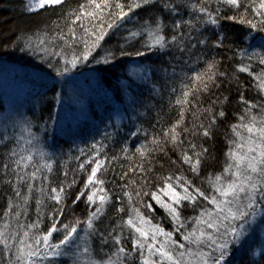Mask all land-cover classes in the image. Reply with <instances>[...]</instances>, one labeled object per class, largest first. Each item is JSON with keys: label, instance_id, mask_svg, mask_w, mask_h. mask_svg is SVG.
Wrapping results in <instances>:
<instances>
[{"label": "trees", "instance_id": "trees-1", "mask_svg": "<svg viewBox=\"0 0 264 264\" xmlns=\"http://www.w3.org/2000/svg\"><path fill=\"white\" fill-rule=\"evenodd\" d=\"M100 2V0H97ZM114 4L116 0H111ZM128 4L130 0H120ZM180 5V12L177 14H168L159 3L155 5L144 6L135 9L123 21H118V27L108 30V35L104 41H101V47L95 49L93 57L100 59L104 57L107 50L117 51L123 47L126 51L135 52L137 50L146 51L142 46L147 40V35L137 37L130 43H126L125 38L129 30H137L145 20H154L157 15H163L166 24H170L173 19H194L197 15L203 18L202 13L193 10L190 5L200 3L201 0H175ZM248 8L249 19H259L255 17L254 4L258 0H242ZM89 0H65L63 5L48 6L43 10L31 13L26 10L24 0H0V77L11 75L17 79H23L30 83L28 90L34 92L30 97L24 96L12 100L0 95V227L5 224L10 225V231L27 230L26 225L35 222L38 218L36 200L40 199L38 189L41 184V175L47 176L51 181L52 187H59L67 180L69 183L75 177L77 183L73 185L71 196L67 201L66 218L64 222L79 217L81 220L87 219L89 210H94V205L81 198L78 203L72 201L77 198V194L84 188V182L94 166V162L85 163L90 156H94L92 145L102 147L99 159L104 160L105 167L97 173L99 179H103V187L112 194V201L106 207L105 215L96 222V228L104 232L105 235L112 228L117 226L118 221L127 218V198L125 201V212L119 213L117 209L121 204V185L135 179L139 184V176H133L129 172L128 177L120 179L123 172H128L131 167L143 166L147 173L148 184L144 191H157V187L163 188L164 184L160 177L171 175L173 178L180 176L187 178L196 187H199L206 195L212 194V189L208 184L209 174L215 175L222 173L224 167L229 162L226 155L230 147V141H238L235 136L232 125L241 123L239 117L245 115V123L248 118L244 112L245 105L240 101V93H243L244 99L259 103L264 100V91H261L258 82L249 73L240 72L237 65L245 63L251 65V72L259 74L262 67L259 60L253 57L247 60L238 54L239 49H244L246 53L264 51V45L260 39L264 38V33L249 29L247 25L240 24L232 20H220V25H197L200 32L193 30L192 35L210 37L208 47L197 45L195 49L182 51L176 46L168 49L148 53L147 57L124 56L119 57L110 64H97L92 57L88 61L78 65L69 73L63 76H57L55 68H61L63 59L59 55H45L39 52L35 45L40 39H45L46 43L55 47L57 51L64 46V41L53 39L58 31L67 34L69 27H75L77 40L74 48L79 51L83 45L79 42V37L83 35V29L80 27V21L71 24L68 21L70 11L80 10L81 5L87 6ZM206 6L211 9L216 8L215 0H205ZM88 10H91L89 7ZM243 8L240 12H243ZM116 11L115 8L112 9ZM221 14L223 16L237 15V11L231 6L221 5ZM74 19V17H72ZM104 19L110 20L108 12L105 11ZM99 23L98 20H92L91 24ZM84 27H90L89 19L83 21ZM98 30V29H94ZM48 33V37L44 36ZM220 33L225 34L224 46L215 47L213 41ZM165 34L169 37L173 35L170 27L165 29ZM202 34V35H201ZM254 37V39H253ZM31 39L34 47L32 49L24 47L23 40ZM19 43V46L17 44ZM192 43H196L193 39ZM203 56L199 63H194L197 57ZM220 60V70L225 71L228 79L217 78L220 87L214 86L208 92H200L198 97L189 96L188 105H178L176 100L183 99L182 83H190L184 76V73L191 75V69H202L205 67L204 60L212 57ZM50 61L54 68L48 67ZM141 68L149 70V78L142 79ZM173 69L175 70L173 72ZM233 76L237 79L233 80ZM231 81V83L229 82ZM175 89V91H173ZM59 93V95H57ZM227 97L225 101L224 98ZM211 108V112L205 109ZM226 113L223 118H217L215 125L211 127V137H204L202 129L199 127L209 126L211 115H215L220 110ZM183 110V121L176 131L180 133V143L173 146L171 143H164V132L171 128L181 118ZM49 112L53 119L48 121V131L46 134L41 132V125L48 120ZM253 112L259 114L260 109H253ZM42 117V119H38ZM32 121V131L40 136L38 143L34 142L29 147L43 148L52 153L49 162L52 164V171L49 173L41 168L40 174L33 183L32 198L27 205L23 206L19 218L14 214L6 216L10 202L15 205L20 203L19 198L15 197L14 189L16 181L12 169L15 167L14 161L19 157H10L11 150L19 152L23 146V141L17 143L18 137L25 135L21 131L20 123L25 119ZM141 131L137 136H131L130 133ZM184 129H188L187 132ZM193 131L197 134L193 135ZM242 135L247 136L245 130L238 128ZM105 133L108 134L105 137ZM158 136L164 144V151H157L150 154L148 159L142 158L135 149L145 140L151 141L153 136ZM8 139L5 140L4 137ZM99 142V144L97 143ZM191 144H195V151H200L201 147L208 149L206 156L202 157L198 174H194L188 164L184 163L181 156L182 152L187 151L188 155H193ZM127 144L129 149L128 156H125L122 149ZM151 146V145H149ZM80 149H84L85 155H81ZM27 155V153H20ZM33 162L29 164L26 171L35 170L33 164L40 166L42 161L37 152L33 151ZM112 157L117 159L112 160ZM47 159V158H46ZM9 165L7 174L4 164ZM84 163V170L79 169V165ZM65 172L68 173L65 177ZM11 181V183H8ZM47 186V181H44ZM175 186V184H174ZM21 194L27 193V181L21 182ZM181 189L177 188V191ZM134 191V190H133ZM147 202L150 197L143 198ZM135 202V201H134ZM155 209L152 215L153 223H160L166 230L172 231L175 225L170 222L165 212L154 201ZM137 207L147 216L149 211L137 203ZM56 207L55 202L45 200L41 205L40 230L46 231L51 226V212ZM214 206L210 200L198 198L196 204L184 202L181 209V215L185 218L186 228L181 231L190 230L195 226L192 217L199 216L202 208L212 209ZM21 211L13 207V213ZM17 224L21 227L17 228ZM83 227V225L81 226ZM119 231V229H117ZM80 235L84 233L78 229ZM122 243L128 249H131L129 230L125 227ZM175 238L181 243L183 237L176 233ZM54 239H58L54 234ZM89 246L93 249L92 259L106 260L108 256L115 251L111 240L107 245H100L98 236H94L89 241ZM102 249V250H101ZM259 249V251H257ZM195 251V249H193ZM15 248H13V253ZM9 253L3 250L0 245V264H6ZM14 258V256H13ZM88 257H84L87 259ZM233 264H264V245L258 243L253 245L234 246L231 257ZM49 260H55L58 264H72V255L48 257L43 264H48ZM140 264L137 253H132L128 257L129 262Z\"/></svg>", "mask_w": 264, "mask_h": 264}, {"label": "snow or ice", "instance_id": "snow-or-ice-1", "mask_svg": "<svg viewBox=\"0 0 264 264\" xmlns=\"http://www.w3.org/2000/svg\"><path fill=\"white\" fill-rule=\"evenodd\" d=\"M64 3L65 0H28L26 10L34 13L48 6L63 5ZM157 3L173 16L181 10L180 5L175 0H130L128 4L122 3L120 0H116L114 4L111 0H100V2L89 0V4L87 6L81 5L78 12L73 10L68 13V21L71 24H76L77 21L81 22L80 27L83 29V35L79 37V42L83 45L82 49L77 51L74 48L77 43V40L73 39L77 36L75 27H69L67 34L60 31L56 33L53 39L64 41V46L59 51L55 47L49 46L45 39H40L35 47L45 55H59L63 59L61 68H55L56 75L63 76L65 73L76 69L78 65L88 61L90 57L97 64H110L119 57L133 55L147 57L150 52L161 51L171 46H176L182 51L195 49L197 45L208 47L210 37L203 36L201 38L200 35L193 37L192 32L193 30L200 32L197 25L201 27L205 25L219 26L221 19L238 20L240 24L247 25L249 29L264 33V0H258V4L253 5L255 17H259L258 20L248 18V8L242 0H215L217 5L215 9L206 6L205 0H201L200 3L191 4L190 7L198 13H202L203 18L197 15L194 19H184L181 16L179 19H173L170 24H166L163 15H157L154 20H145L137 30H129V34L125 38L126 43H130L137 37L147 35V40L142 45L146 51L129 52L121 47L117 51L107 50L104 57L100 59L93 57L95 49L101 47V41H104L108 35V30L118 27V21H123L135 9ZM221 5L231 6L237 11V15L223 16ZM89 7L91 10H88ZM113 8L116 9L115 12L112 11ZM241 8L244 9L243 12H240ZM105 11L111 17L110 20L104 19ZM85 18L89 19L90 24L92 20H98L99 23L84 27ZM168 27L174 33L170 39L165 34V29ZM44 36L47 38L48 33L44 32ZM193 39L196 40V43H192ZM224 39L225 34L220 33L212 43L217 48L223 47ZM22 43L24 47L20 48L21 51H24L25 48L32 49L34 47L31 39L23 40ZM238 54L242 60L246 57L250 61L256 57L260 65L264 66V51L248 54L244 49H239ZM202 58L203 56L197 57L194 63H199ZM47 63L49 68H54L50 61ZM204 64L205 67L202 69H191L190 76L184 73L185 78L190 83H182L183 99L178 98L176 104L188 105L190 103L189 96L198 97L200 92L206 93L213 86L218 89L220 87L217 82L218 77L224 80L228 79L227 73L220 70V60L214 56L211 59H205ZM236 67L238 71L252 75L258 82L257 87L264 91V67L259 74L251 72V65L243 62ZM138 71L142 74V79L149 78L148 69L141 68ZM232 79L235 80L237 77L233 76ZM229 82L231 83V81ZM224 100L226 101L227 97ZM240 101L245 105L244 112L248 122L245 123V115H241L239 117L241 123L231 126L238 141L229 142L234 147H230L226 154L229 162L224 167L223 172L215 175L209 174L207 181L212 189L211 195H206L187 178L180 176L173 178L171 175L159 178L164 184L163 188L157 187V191H144L148 184L145 169L142 165L131 167L128 172L121 174L120 179L124 180L131 172L133 176H139L140 182L138 184L135 179H132L120 186L121 204L117 209L119 213L125 212L124 198L126 197L127 218L118 221L117 226L105 235L104 232L96 228V222L105 215L106 207L112 201V194L103 187L105 181L99 179L97 173L105 167L104 161L108 157L105 156L104 160L99 159L102 147H97L94 144L92 145L94 156H90L85 161L89 164L94 162V166L84 182V188L72 201L73 204H76L81 198H86L88 203L95 206L94 210H89L85 220H81L73 214L72 220L64 222L63 218H66L68 207L67 201L71 196L70 190L77 181L73 177L70 183L65 180L59 187H52L48 177L41 175V184L38 189L40 199L36 200L37 220L26 225L27 230L23 233L10 231L9 224L0 227V245H3V250L9 253L6 264H43V261L48 257H59L69 253L72 255V264H126L132 253L138 254L140 264H233L231 257L234 246H243L251 224L255 222L258 214H264V100L253 103L245 100L241 92ZM256 108L260 109L259 114L253 112V109ZM205 111L211 112V108L205 109ZM225 116L226 113L222 109L215 115H211L208 127L199 126L202 129V135L211 137V127L215 125L217 118ZM38 119H42V117ZM52 119L51 112H49L48 120L41 125L42 133H47L48 121ZM182 121L183 110L180 120L164 132V143H171L173 146L183 143L180 140V133L176 131ZM20 127L25 135L19 136L17 143L23 141V146L19 148V152L15 149L11 150L10 157H19L14 161L15 167L12 171L16 181L15 197L19 198L21 202L15 205L10 202L8 211L5 213L6 216L14 214L17 218L24 210L23 206L27 205L29 199L32 198V182L37 179L41 168L46 169L49 173L52 171V164L49 162L52 153L43 148L29 147L40 140V136L32 131V121L25 118L20 123ZM238 128L245 130L247 136L237 131ZM140 131L141 128L138 127L130 135L137 136ZM184 131L187 132L188 129H184ZM192 134L196 135L197 133L193 131ZM107 136L108 134L105 133V137ZM4 139L7 140L8 137L5 136ZM97 143L99 144V142ZM190 147L194 150L193 155L190 156L187 151H184L181 158L184 163L189 165L194 174H198L202 157L206 156L208 149L201 147L200 151H195L196 145L191 143ZM33 151L38 153L42 163L39 167L33 164L35 170L28 172L26 169L33 162ZM157 151H164V144L160 137L155 135L151 141L145 140L135 149V153L144 159H148L151 153ZM80 152L81 155H85L84 149H80ZM122 152L128 156L127 144H125ZM20 153H27V155ZM115 159L117 158L112 157V160ZM3 167L7 174L9 165L5 163ZM79 169L84 170V163L79 165ZM67 175L68 173L65 172V177ZM24 181H27V193L22 195L20 185ZM44 181H47V186H45ZM177 188L181 190L177 191ZM144 197H150V199L145 202ZM198 198L210 200L214 207L212 209L202 208L199 216L191 218L194 220L195 226L182 232L181 230L186 228L185 220L187 219L181 215L183 204L188 202L194 205ZM45 200L55 202L56 207L50 214L52 217L51 226L46 231H41L39 217L41 205L44 204ZM153 201L160 206L170 222L175 225L172 231L166 230L160 223L152 222V215L155 213ZM137 203L148 210L149 215L146 216L136 206ZM13 207L21 209V211L13 213ZM82 225L83 227H81ZM19 227L21 226L17 224V228ZM125 227L129 230L131 249L126 248L122 243V240L125 239L123 235ZM78 229L84 233L83 236L80 235ZM176 233H180L183 241L191 247H187L185 243L177 240L175 238ZM54 234H57L58 239H54ZM94 236H98L101 246L107 245L109 239L111 240L115 251L106 260L92 259L93 249L89 246V241ZM13 248H15L14 253ZM84 257L88 258L84 259ZM48 264H58V262L49 260ZM129 264H134V261L129 262Z\"/></svg>", "mask_w": 264, "mask_h": 264}, {"label": "rangeland", "instance_id": "rangeland-1", "mask_svg": "<svg viewBox=\"0 0 264 264\" xmlns=\"http://www.w3.org/2000/svg\"><path fill=\"white\" fill-rule=\"evenodd\" d=\"M27 5L28 0H24ZM261 44L264 45V38L260 39ZM14 72H12L13 74ZM11 75H4L0 77V95L5 99L11 98L12 100L22 98L24 96L30 97L34 95V92L28 90L30 83L25 82L23 79L14 78ZM258 243L261 247L264 245V214H258L255 222L251 224L246 237L244 239V246L253 245ZM241 247V246H240ZM259 251V249H257Z\"/></svg>", "mask_w": 264, "mask_h": 264}]
</instances>
